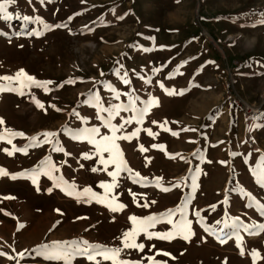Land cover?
<instances>
[{"label": "rangeland", "instance_id": "obj_1", "mask_svg": "<svg viewBox=\"0 0 264 264\" xmlns=\"http://www.w3.org/2000/svg\"><path fill=\"white\" fill-rule=\"evenodd\" d=\"M7 10L12 19H0V77L23 69L37 81L52 83L46 85L48 91L32 86L23 89L24 95L0 92L4 121L0 131L24 133L13 137L11 144L0 140V169L9 174L0 175V252L15 257L0 255V264H64L32 251L53 241L86 240L123 248L122 235L133 227L130 216L158 215L185 201L192 221L188 240L182 236L147 239L141 233L136 242L144 245L143 250L124 249L120 258L140 264H149L147 257L161 264H253L250 253L255 250L259 254L255 264H264V230L249 234L243 227L235 233L231 228L237 217V223L264 224V214L249 207L244 195L251 193L264 204V187L252 172L264 156V114L248 132L252 107L264 110V24L257 23L264 19V0H15ZM25 16L66 27L45 29L35 19H22ZM68 80L73 82L64 83ZM112 89L121 93L119 99ZM90 93L105 108L127 104L125 93L139 97L138 108L144 106L141 101L154 100L141 122L133 120L117 133L140 130L131 140L116 141L131 175L121 172L105 203L91 194L78 202L75 195L62 191L65 184L56 186L57 181L49 178L50 166H41L50 157L58 169L52 170V176L74 184L77 193L89 188L97 197L105 195L102 184L111 183L112 177L92 171L104 167L97 163L98 156L82 158L83 153L91 155L94 146L63 131L67 128L75 134L98 127L102 135L111 134L97 118L94 104L85 103ZM73 110L79 115H72ZM100 115L107 118L108 113ZM133 115L131 110H121L112 123L118 126L122 118ZM149 129L156 135L150 136ZM43 132L57 135L52 143L28 147L26 153L13 151V146L25 148L19 143L28 145L30 137L43 140L39 136ZM55 146L63 151H54ZM104 156L107 159L108 153ZM114 169L109 165L108 171ZM137 173L139 182H133ZM156 178H162L159 185L154 183ZM109 201L125 207L110 211ZM197 210L211 232L197 222ZM172 219L178 220L179 213ZM172 230L167 220L150 229ZM25 250L28 253L20 258L17 254ZM158 251L171 255H157ZM71 264L95 262L77 256Z\"/></svg>", "mask_w": 264, "mask_h": 264}, {"label": "snow or ice", "instance_id": "obj_2", "mask_svg": "<svg viewBox=\"0 0 264 264\" xmlns=\"http://www.w3.org/2000/svg\"><path fill=\"white\" fill-rule=\"evenodd\" d=\"M43 2V0H41ZM15 3V0H0V19H6L11 20L12 15L8 12V5ZM79 13H77L78 15ZM24 20H32L35 19L43 24L45 29H51L53 27H66L64 24H57V25H49L42 21L40 17H22ZM71 19V17L69 18ZM257 23L264 24V19H261L257 21ZM32 33H29L31 35ZM36 35H40L41 33H35ZM154 72L159 71V69H153ZM171 75V74H170ZM127 74L125 73V77ZM123 83L129 84L130 81L126 78H122ZM0 81H6L7 83H0V92L2 91H15L20 95H24L23 89L25 88H31L32 86L37 87H44L45 91H48L49 89L46 87V85L51 84V81H37L34 77L28 75L23 69H20L17 71V73L14 76H2L0 77ZM13 82H18L19 86H15ZM73 81L68 80L64 83H72ZM150 81H145V83H148ZM62 86V85H60ZM162 88L164 87L163 84L160 85ZM115 98L119 99L121 93L117 92L115 89H112ZM165 91L168 94H175L174 91L165 89ZM180 94H183V90ZM125 95H128V103H120V104H112L108 108H105L101 102L100 98L98 96H93L91 93L89 94V100L85 101V103L94 104V106L97 109L98 113V119H100L103 123V126L108 128L110 131V135H102L100 132V128L98 127H91V128H84L81 130H78L75 134L70 129H63L67 134H69L73 139L76 140H86L89 144L94 146V152L90 155L89 153H83L82 158L83 159H91L92 155L98 156L99 159L97 163L102 164L104 167L103 169H97L93 168L92 171H105L108 172V175L112 177L111 183L108 184H102V186L105 188V195L102 197H97L95 193H91V189L85 188L83 192L77 193L75 191V185L74 184H68L66 181H63V177H54L52 176V170L58 171V169H55L54 165H51L50 157H45L43 161H41V166H50L49 171L46 173L49 175L50 179H53L54 181H57L56 186H60V183H63L66 185V187L62 188V191H65L67 195H75L78 202L79 198L81 196L89 195L91 194L92 198L96 199L98 203H105L108 198V193L111 192L113 188L117 186V177L120 176L121 172H128L131 175V170L127 167L126 161L123 159V154L119 150L118 145L116 144V141L118 139H127L131 140L133 137L137 136L139 133V129L132 132L130 135H121L118 136L117 133L120 132L126 124L132 123L133 120H136L138 123L142 121L143 116L148 112L149 108L153 106L154 100L150 99L149 101H141V103L144 105L142 108H138L136 106V101L139 100L138 96H134L133 94L125 93ZM34 102L36 103L37 107H43V104L36 100L35 97H33ZM158 104V101L155 102ZM52 107H55V105H52ZM58 110V109H57ZM121 110H131L134 115L131 118L123 119L122 123L120 125H115L112 123V120L119 116ZM107 112L108 116L107 118L100 115V113ZM72 115H79L78 113L73 110ZM4 121L2 118H0V124H3ZM156 123V122H153ZM257 127L259 125H256ZM163 127V125H161ZM148 134L150 136H155L156 134L153 133L150 129L147 130ZM193 131H195L193 129ZM173 135H177V133L173 132ZM24 133L22 132H16L11 129H4V131H0V140L7 139L8 143H12V138L16 136H23ZM57 135L55 132H43L40 133L39 136L43 137V140L38 139L37 136L30 137V143L25 146L23 149L16 148L13 146V151H24L26 153L28 147H34L39 146L41 143H52V138H54ZM58 143V142H57ZM154 148H163V145H153ZM54 151H63L61 147L55 146L53 148ZM141 151H147V149L143 148V146H140ZM5 152H7L8 155H12V151H9L8 149H4ZM104 153H108L107 159L104 156ZM230 155H236V153H230ZM224 163V162H221ZM109 165H115V169L113 171H108ZM32 172H37L38 169H32L30 170ZM199 171V170H197ZM253 175L255 176L256 183L259 184L261 187H264V156H261L260 161H258L256 167L252 169ZM0 175H9L6 170L0 169ZM27 175V172L25 173H16L11 174L12 179H16L20 176ZM139 174L137 173L135 177H133V182H139L136 177H138ZM162 178H156L154 183L157 185L160 184V180ZM32 182L35 184L36 180L33 178ZM195 177H193V187H195ZM173 187H179V184L173 185ZM163 191H169V188H162ZM51 191V189H49ZM243 191V189H241ZM134 197L135 202V194H132ZM245 196L249 199V207L255 206L258 208L262 214H264V204H261L255 197L251 195V193H244ZM11 198V197H7ZM115 200V197L112 198ZM91 202V201H89ZM226 202V201H225ZM153 203H155L153 201ZM188 201H185L183 205H178L174 209H169L164 213H160L158 215H150L143 218H138L136 216H130L129 220L132 222L133 227L129 231H125L122 235V244L123 248L119 247H112L109 248L104 245H98V244H90L86 240H71V241H53L50 244H41L38 245L35 249L32 251L35 252L37 255L43 256L47 260H57V261H63L64 264H71V261L75 259L77 256H85L89 261L95 262V264H101V260H98L97 257H101L104 261H111L112 264H140V261H126L120 258V253L124 249H139L143 250L144 245L138 244L136 242V237L139 236L141 233H143L147 239H152L153 237L161 239V240H172L176 236H182L183 239L188 240L190 238L191 233V224L192 221L187 218V213L185 211L186 205ZM106 206L109 208L110 211L116 212L125 207L123 204H115L113 205L112 202H107ZM144 207H147L148 205H143ZM213 208L215 206H212ZM59 211V210H57ZM179 213V219L173 220L172 218L176 216V214ZM195 216L197 217V222L201 224V226L205 229V231L211 232L212 230L204 224L203 217L200 215V211L197 210L195 213ZM167 220V223L172 225V231L168 232H157V231H150V229L154 228L156 224ZM239 221V218H233V224L231 225V228L233 232H237L240 227H243L245 231H248L249 234H258L259 230H264V224H252V225H245L242 223H237ZM220 221H217V224H219ZM22 227V225H21ZM225 227H229L227 224ZM221 232H224V229L220 230ZM237 246L241 248V255L244 254V250L241 247L242 238L237 234ZM223 242V241H221ZM28 253V250H25L24 252L18 253L17 255L20 258H23ZM163 254L165 256H170V253L167 252H157V255ZM0 255L7 256L9 259H15L13 256H9L7 253L0 252ZM250 255L253 258V264H255L256 259L258 258L259 254L253 250ZM149 264H161V262L155 261L154 257H147ZM17 264H19V261H17Z\"/></svg>", "mask_w": 264, "mask_h": 264}, {"label": "bare ground", "instance_id": "obj_3", "mask_svg": "<svg viewBox=\"0 0 264 264\" xmlns=\"http://www.w3.org/2000/svg\"><path fill=\"white\" fill-rule=\"evenodd\" d=\"M252 109H253L252 110V116H253V118L249 121V125L250 126L248 127V132L251 131V128H252V125H253L252 123L256 122V120H258L259 118H261L263 116V114H264V110H262V109H255V107H252ZM254 115H256L255 119H254ZM247 138L250 139L249 134L247 135Z\"/></svg>", "mask_w": 264, "mask_h": 264}, {"label": "crops", "instance_id": "obj_4", "mask_svg": "<svg viewBox=\"0 0 264 264\" xmlns=\"http://www.w3.org/2000/svg\"><path fill=\"white\" fill-rule=\"evenodd\" d=\"M22 143H24V146L27 145L25 142H21V143H19V144H22ZM34 147H35V146H34ZM36 149H37V148H31L30 150H31V151H36ZM32 155H33V153H29V157L32 156ZM43 155H44V154H42L41 156H43Z\"/></svg>", "mask_w": 264, "mask_h": 264}]
</instances>
